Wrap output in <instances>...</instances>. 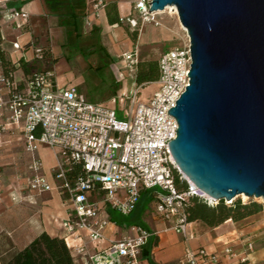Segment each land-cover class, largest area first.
<instances>
[{
	"label": "built area",
	"instance_id": "built-area-1",
	"mask_svg": "<svg viewBox=\"0 0 264 264\" xmlns=\"http://www.w3.org/2000/svg\"><path fill=\"white\" fill-rule=\"evenodd\" d=\"M25 1L0 0V18L13 30L23 31L29 25ZM151 2L135 0V16L121 17L120 23L134 29L140 21L158 26L160 12L150 11ZM105 6V0H96L93 14L99 17ZM26 46L33 50L34 62H44L47 49L38 46L32 37L25 45L18 36L12 47L16 52ZM123 58L124 66L132 69L140 62L136 50ZM191 65V43L186 32L179 46L160 57V77L154 82L160 90L143 103L139 101L142 86H137L129 98L130 111L125 120L118 118L117 110L88 101L75 87H60L50 70L34 71L22 82L0 72V133L13 128L21 130L25 151L32 157L28 166L31 192L44 194L58 189L68 199L71 214L60 222V228L68 247L84 258V264H144L142 253L152 232L135 226L134 234L111 239L107 230L116 222L105 212L108 209L130 216L146 191L158 190L157 215L164 220L173 219L174 230L185 239L189 224L187 200L196 197L209 207L217 205L181 172L170 150L179 125L168 112L190 85ZM43 146L62 150L56 173L59 186L44 173V161L38 156ZM74 163L81 164L85 174L69 180L68 170ZM176 177L186 183L185 191L178 190ZM83 234L87 240L82 239ZM76 238L79 243H73ZM101 241H107L108 246L92 252L90 245ZM254 253L253 241L242 238L240 246L224 249L228 264H255ZM219 263L220 257L205 249L186 253V264Z\"/></svg>",
	"mask_w": 264,
	"mask_h": 264
},
{
	"label": "water",
	"instance_id": "water-1",
	"mask_svg": "<svg viewBox=\"0 0 264 264\" xmlns=\"http://www.w3.org/2000/svg\"><path fill=\"white\" fill-rule=\"evenodd\" d=\"M174 6L191 43L190 85L168 114L181 172L215 202L264 201V0H152Z\"/></svg>",
	"mask_w": 264,
	"mask_h": 264
},
{
	"label": "crops",
	"instance_id": "crops-1",
	"mask_svg": "<svg viewBox=\"0 0 264 264\" xmlns=\"http://www.w3.org/2000/svg\"><path fill=\"white\" fill-rule=\"evenodd\" d=\"M95 1H77L71 4L74 7L73 14H68L65 10L52 9L49 5V0H26L24 9L30 14V20L28 27L23 30L24 32L22 30H13L10 26L5 25L0 18L2 47L4 48V39L9 42V48H4L6 57L15 63L18 61L29 63L27 67H21L20 64L23 63L17 65L13 73L15 81L22 82L26 80L33 70L31 66L34 65L36 67L38 64L47 68L45 70L55 72L57 81L58 74L56 70L60 69L62 63L67 64L64 56L70 45L73 48L77 47L75 49L76 53H79L80 49L86 51L90 56L97 55L98 52L104 53L113 62L114 57L121 58L124 54L132 53L135 46H137L136 50H138L140 61V40L144 28L146 30L147 25L151 24L144 23L141 25L143 27L142 35L140 34L137 41V29L130 28L127 24H111L108 19V10L111 4L117 5L119 19L121 17L135 16L134 2H129V0H105L106 6L100 10V15L97 17L93 14ZM44 18H47V21ZM39 20L42 21L43 25H46L45 33L51 35L52 38L55 34L64 32L61 37L64 39L62 46L65 51H63V57L55 65L52 62L51 54L48 55L44 62L36 63L33 61L34 52L30 47L26 46L23 51L14 52L13 50V43L18 36L21 37L25 45L32 37L38 46H47L43 45V43H38L40 41L38 33L42 31L41 26L37 23ZM83 34L89 35L93 43L82 46L81 39ZM170 49L172 48L167 49V51ZM23 56L25 58H22ZM78 60H82V57L80 56ZM64 69H67V66ZM0 72H3L1 65ZM124 95L129 100L130 93L127 95L124 93ZM15 141L23 146V152L26 156V165L21 173L18 171L20 167L17 159L18 155L16 153L8 154L3 150L5 145ZM61 153V149H51L46 146L41 147L38 152V156L44 161V173L55 186L60 185V182L56 179V173ZM31 160L32 157L25 151V142L20 129L13 128L0 135V264H2L3 258L26 248L44 232L52 237L63 238L64 233L60 228V222L68 219L71 214L68 199L58 189L44 194H37L29 190L28 179L30 172L28 166ZM156 196L157 193L154 195L155 205ZM13 198H16V200H13ZM143 212V209L139 207L134 215L130 216V223L128 220V222L124 221V223L114 220L112 212L108 209H106L105 215L116 222V226H111L107 230V236L111 239L134 234L132 228L135 226H142L152 232L153 236L142 253L144 264H186L187 251L197 252L200 249H205L218 255L220 257L219 264H228L224 249L227 246H240L241 236L238 227L242 222L235 223L229 220L215 228H210L200 221L192 222L188 224L187 239H185L182 234L174 230L175 222L173 219L164 220L157 215V212L153 219L148 220L150 227L143 225L141 223L143 222L141 219ZM119 224L122 225L120 226ZM83 238H86L84 234L82 235ZM79 242L78 238L75 239V242L73 241V243ZM107 246V241H101L91 244L90 250L96 252ZM74 256L78 264H84L82 256H76L75 254Z\"/></svg>",
	"mask_w": 264,
	"mask_h": 264
},
{
	"label": "rangeland",
	"instance_id": "rangeland-1",
	"mask_svg": "<svg viewBox=\"0 0 264 264\" xmlns=\"http://www.w3.org/2000/svg\"><path fill=\"white\" fill-rule=\"evenodd\" d=\"M130 1L134 2L135 0H129V2ZM168 8L157 15L159 25H147V29L145 30L144 28L143 35L141 34L143 27L141 26V21L139 22V26L136 28L138 30L136 39L138 41L140 34L142 35L140 40V62H158L160 56L166 52L167 49L179 46L181 39L186 36V32L182 28L177 14L172 10L173 7ZM44 19L47 21V18ZM37 23L42 29V31L38 33V36L40 35V41L38 43H43V45L45 44L48 46L52 56V62L55 65V63L63 57V51H65V48L62 46V41L64 39L61 37L64 35V32L57 33L52 38L51 35L45 33L46 25H43L41 20ZM88 36L89 35L83 34L81 39L82 46L93 43L90 36ZM3 46L6 49L9 48V42L6 39L3 41ZM136 47L137 46H135L133 51L137 49ZM75 49H77V47L73 48L72 45L68 47L66 55L64 56L67 64L62 63L60 69L56 70L58 74V85L62 88L75 87L88 101L115 109L118 111V118L120 120L127 119L130 111V101L126 98L124 93L126 95L129 93L132 95V91L137 87L134 79L136 68L132 69L125 67L122 63L124 60L123 57H114L113 62V60L109 59L104 53L98 52L97 55L90 56L86 51L81 49L79 53H76ZM136 51L138 55V50ZM80 56L82 60H78ZM65 66H67V69H64ZM45 69L47 68L38 64V66L33 67L30 73L32 74L34 71H42ZM158 90H160V86L156 83L142 86L139 94V101L147 103ZM3 148L8 154L16 153L18 155L17 159L20 166L18 171L20 173L23 172L26 165V156L23 152V146L15 141L5 145ZM156 191L158 190H150L142 194L139 207L144 211L141 216L143 221L141 223L143 225L149 226L148 220L153 219L156 214V205L154 201V195L157 193ZM238 201L242 203L258 202L263 205V211L251 217L248 221L246 220L239 224L238 231L242 239H249L254 243L255 253L252 254L253 262L255 264H264V201L260 198L237 196L231 201H225V204L232 206ZM214 204L218 203L214 202ZM112 216L114 220L120 223H124V221L128 222L131 218L130 216H123L116 211L112 212Z\"/></svg>",
	"mask_w": 264,
	"mask_h": 264
},
{
	"label": "trees",
	"instance_id": "trees-1",
	"mask_svg": "<svg viewBox=\"0 0 264 264\" xmlns=\"http://www.w3.org/2000/svg\"><path fill=\"white\" fill-rule=\"evenodd\" d=\"M81 2L83 0H49V5L54 10H65L68 14H73L74 7L71 4L75 2ZM73 7V8H72ZM108 19L111 24L120 23L119 14L116 4H111L108 10ZM138 34V33H136ZM2 35L0 33V65L3 73L9 77L13 76V73L18 64L21 67H27L29 63L18 61L13 62L5 55L6 50L3 49ZM47 49L46 58L50 55L48 46H44ZM32 68L34 65L31 66ZM160 77L159 61L158 62H139L136 67L135 82L137 86H144L157 82ZM85 174V171L81 164L74 163L68 170L69 180H74L79 176ZM176 186L179 191H185L187 188L186 183H181L176 177ZM139 204L136 210H138ZM263 211V205L258 202L242 203L236 202L232 206L226 205L225 201H219L214 207H209L199 198H189L187 200L186 214L188 216V222L200 221L206 224L210 228L218 227L225 222L232 220L235 223H241L249 218L256 216ZM130 215V216H131ZM2 264H78L76 257L68 247L64 238L52 237L48 233L44 232L39 237L34 239L26 248L16 251L6 258L2 259Z\"/></svg>",
	"mask_w": 264,
	"mask_h": 264
},
{
	"label": "bare ground",
	"instance_id": "bare-ground-1",
	"mask_svg": "<svg viewBox=\"0 0 264 264\" xmlns=\"http://www.w3.org/2000/svg\"><path fill=\"white\" fill-rule=\"evenodd\" d=\"M172 7H173L172 10L177 14V10H176V8H175L174 6H172ZM168 9H169V8H168ZM177 16H178V14H177ZM182 28L184 29V27H182ZM184 30H185V29H184ZM201 194H202L203 196H205L206 198L213 200L212 198H210L208 195L204 194L203 192H201ZM241 196L245 197V195H241Z\"/></svg>",
	"mask_w": 264,
	"mask_h": 264
}]
</instances>
